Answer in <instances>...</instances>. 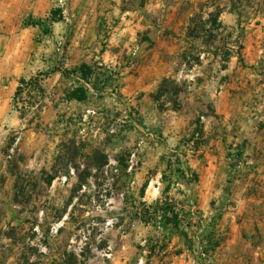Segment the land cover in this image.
<instances>
[{"label": "rangeland", "instance_id": "374dc122", "mask_svg": "<svg viewBox=\"0 0 264 264\" xmlns=\"http://www.w3.org/2000/svg\"><path fill=\"white\" fill-rule=\"evenodd\" d=\"M145 1L0 0V23L14 13L15 22L20 21L21 27L37 28L36 40L48 47L59 34L57 41L63 43L65 65L66 58H70L67 46L78 27L93 21V9L103 14L113 10L114 5L134 10ZM168 1H174L185 12L191 10L193 15L186 19L187 29L185 24L181 27L186 36L178 54L168 51L161 58L168 63L166 69L159 68L150 78L149 72L136 65L135 53L127 51L118 65L89 61L98 67L99 79V91H90L92 86L74 72L78 65L62 66L58 84L50 89L57 98L56 113L47 124L37 125L42 132L40 150L11 152L14 135H9L0 147V168L6 167L13 175L0 178L9 186L0 190V264L169 263L170 233L163 224L156 227L139 217L143 212L141 187L149 180L146 196L169 184L172 194H178L187 183L198 181L186 169L190 168L188 156L196 146L189 139L192 127L200 126V113L207 105L202 94L194 92L198 88L195 83L202 76L220 79L223 73L226 75L221 80L230 76L247 79L249 75L257 81L264 79V58L250 54L248 44V25L257 19L249 13L251 8L263 11L264 0ZM227 6L240 14L234 27L220 21ZM54 9L58 21L49 22L47 18ZM32 19L47 21L46 32L40 26L27 25ZM100 19L99 27L105 30L102 40L107 41L110 24L104 17ZM170 42L172 45L173 39ZM205 48L208 54L201 57L199 51ZM55 50L54 45L49 47L48 57ZM226 52L231 53L228 61H224ZM124 67L141 75L142 80L125 81ZM77 85L88 87L87 100L68 99L67 92ZM42 88L40 95L44 96L47 88ZM20 102V106L25 104L23 96ZM88 110L94 112L89 114ZM177 125L182 128L178 136L174 134ZM74 137L78 142L100 146L109 161L102 170L92 168L89 185L81 188L77 175L86 167L85 157L77 158L78 170L70 163L68 174L57 162L62 142ZM123 158H128L126 171L121 169ZM178 168L186 171L184 178H179ZM55 172L57 177L49 183ZM156 243L155 251H151Z\"/></svg>", "mask_w": 264, "mask_h": 264}, {"label": "crops", "instance_id": "0c3cea01", "mask_svg": "<svg viewBox=\"0 0 264 264\" xmlns=\"http://www.w3.org/2000/svg\"><path fill=\"white\" fill-rule=\"evenodd\" d=\"M112 9L107 14L91 11L93 21L78 27L67 46L70 58H66L65 65L63 43L57 41L59 34L49 45L55 46V53L48 57V45L36 40L37 28L21 27L14 13L0 23V147L9 135H14L11 152L40 150V127L56 113L57 98L50 89L58 84L62 66L89 61L114 66L121 64L127 51L135 53L138 68L153 78L159 68L168 66L161 59L165 52L178 54L186 36L181 27L185 24L187 29L186 19L193 15L191 10L185 12L168 0H146L134 10L119 5ZM249 16L257 18L248 25L249 53L264 58V19H259L264 17V10L251 8ZM103 17L110 24L107 41L102 40L105 30L99 27ZM239 18L238 10L227 6L220 21L234 27ZM114 19L116 25L112 23ZM103 41L107 43L103 45ZM207 54L206 48L199 51L201 57ZM231 59L234 63V57ZM48 69L52 72L41 80L47 88L46 95L28 91L23 97L30 110L23 114L15 109L13 101L20 80ZM124 73L125 81L142 80L127 67ZM224 75L220 79L202 76L195 83L198 88L194 92L202 94L207 105L200 113V126L192 127L189 139L196 146L188 156L190 169H186L195 173L198 181L187 183L178 194L167 193L190 216V225L187 221L177 228L164 225L170 233L168 264H264V79L257 81L249 75L247 79L230 76L221 80ZM174 130L178 136L182 128L177 125ZM12 176L6 167L0 168V178ZM1 181L0 190L9 187L8 181ZM164 194L165 190L158 187L143 200L151 204ZM202 248L209 258L202 255Z\"/></svg>", "mask_w": 264, "mask_h": 264}, {"label": "trees", "instance_id": "16d2710c", "mask_svg": "<svg viewBox=\"0 0 264 264\" xmlns=\"http://www.w3.org/2000/svg\"><path fill=\"white\" fill-rule=\"evenodd\" d=\"M57 9L51 11V14L47 18L49 22H56L58 21L56 17ZM214 22L216 20L214 19ZM27 25L32 26H40L42 27L43 31L46 32L47 21L40 20V19H32L27 22ZM219 27L218 25H216ZM227 54L224 56V61H228L230 59L231 53L226 52ZM96 65H92L89 63H82L78 67L75 68L74 72L80 75V78L85 81L87 84H90L95 91H99V79H98V72H97ZM48 73H39L36 77L30 79H21L20 84L17 88L14 97V104L20 111L24 114L28 111V106L25 104L19 106L18 103L21 101V97L23 96V92L26 87H31L30 91H35V94L42 93V84L41 80L44 79L45 75ZM105 82V81H104ZM89 89L87 86L77 85L73 86L68 92L67 97L68 99H75L77 101H85L89 98ZM79 143V144H78ZM78 157H85L86 167L81 173L77 175L79 178V186L82 187L83 185H89L88 177L91 174V169L95 168L97 170H102L108 164V157L104 150L98 146L93 145L91 142L87 141H77V138L74 137L69 141H63L61 144V151L58 155L57 162L61 164L65 170L70 163L78 170L80 168L77 165V158ZM125 161V163L121 166L122 170H127L129 167L128 158L121 159ZM127 161V162H126ZM172 166L169 164V168ZM190 169V168H188ZM179 178L186 176V171L178 168ZM57 172L51 174L49 177V183L52 182L57 177ZM172 173V172H171ZM65 174H68V170L65 171ZM195 179H197V175L194 173ZM165 176V173H164ZM177 183V182H175ZM149 185V180H147L141 187L140 190V197L145 196L146 189ZM165 194L164 198L158 199L157 201L148 204L146 201H142L141 204L143 206V212L140 213L142 219L146 224H153L156 227H159L160 224L165 226H173L175 228L179 227L183 222L187 221V224L190 225V219L188 214H184L183 208H178V204L174 198H170L167 193L170 191V184L164 189ZM139 215V214H138ZM158 245L156 243L152 246L151 251H155V246ZM165 247V246H163ZM151 252L150 254H152Z\"/></svg>", "mask_w": 264, "mask_h": 264}, {"label": "built area", "instance_id": "2783aa9c", "mask_svg": "<svg viewBox=\"0 0 264 264\" xmlns=\"http://www.w3.org/2000/svg\"><path fill=\"white\" fill-rule=\"evenodd\" d=\"M31 90V87L29 86V87H26L25 88V90H24V92H28V91H30ZM20 104H21V102L20 103H18V105L20 106ZM14 106H15V109H18L17 107H16V105L14 104ZM91 112H94L93 110H88V113L90 114ZM202 250H203V248H202ZM202 252V255L204 256V257H207V252L205 251V249L203 250V251H201Z\"/></svg>", "mask_w": 264, "mask_h": 264}]
</instances>
